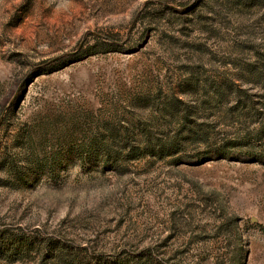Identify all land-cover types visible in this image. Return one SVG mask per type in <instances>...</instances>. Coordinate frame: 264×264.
Instances as JSON below:
<instances>
[{
  "label": "rangeland",
  "instance_id": "obj_1",
  "mask_svg": "<svg viewBox=\"0 0 264 264\" xmlns=\"http://www.w3.org/2000/svg\"><path fill=\"white\" fill-rule=\"evenodd\" d=\"M102 261L264 264V0H0V264Z\"/></svg>",
  "mask_w": 264,
  "mask_h": 264
},
{
  "label": "trees",
  "instance_id": "obj_2",
  "mask_svg": "<svg viewBox=\"0 0 264 264\" xmlns=\"http://www.w3.org/2000/svg\"><path fill=\"white\" fill-rule=\"evenodd\" d=\"M176 144H172L171 145V150H173L174 148H176L177 146H175ZM92 152V151H91ZM103 152H105V151H103ZM6 167V166H5ZM32 169V167L29 165V167L27 166H25L24 167V170H25V173H26V175L25 174H23L24 172L23 171H19V167L16 165V164H11V166H10V168H9V171L10 170H13V172H16L17 171V173L19 174V176L20 177H22V176H24L25 175V177H27L28 176V174L27 173H29V171ZM98 264H105L103 261L102 262H100V263H98Z\"/></svg>",
  "mask_w": 264,
  "mask_h": 264
}]
</instances>
